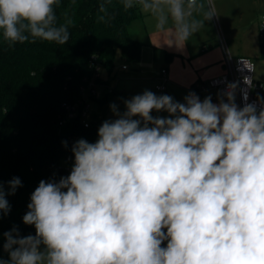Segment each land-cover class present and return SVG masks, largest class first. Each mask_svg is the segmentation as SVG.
Masks as SVG:
<instances>
[{
    "label": "clouds",
    "instance_id": "1",
    "mask_svg": "<svg viewBox=\"0 0 264 264\" xmlns=\"http://www.w3.org/2000/svg\"><path fill=\"white\" fill-rule=\"evenodd\" d=\"M121 2L149 14L177 50L218 17L213 0L206 10L198 0ZM58 3L0 0L3 40L66 44L73 22L65 14L57 23ZM243 83L253 86L248 76ZM236 88L229 83L219 103L145 90L124 101L123 113L110 105L117 118L102 123L96 142L74 143L70 174L32 192L23 223L35 235L21 237L15 226L3 233L9 259L0 264H264V107H238ZM8 186L0 182L4 215L21 180Z\"/></svg>",
    "mask_w": 264,
    "mask_h": 264
},
{
    "label": "trees",
    "instance_id": "2",
    "mask_svg": "<svg viewBox=\"0 0 264 264\" xmlns=\"http://www.w3.org/2000/svg\"><path fill=\"white\" fill-rule=\"evenodd\" d=\"M54 10L58 24L65 22V14L73 22L66 44L30 38L9 46L0 34V182L6 193L13 177L22 184L15 194L6 195L10 212L0 213V257L5 260L9 256L3 250V233L15 226L21 237L35 235V227L24 224L23 216L39 182H59L70 174L63 161L72 139L94 143L102 123L113 120L105 113L117 90L106 88L101 70L111 74L118 55L137 64L144 47L129 33L130 24L144 14L138 7L125 10L121 0H59ZM91 80L106 89L90 97L89 126L81 113L61 123L64 104L79 102L81 87Z\"/></svg>",
    "mask_w": 264,
    "mask_h": 264
},
{
    "label": "crops",
    "instance_id": "3",
    "mask_svg": "<svg viewBox=\"0 0 264 264\" xmlns=\"http://www.w3.org/2000/svg\"><path fill=\"white\" fill-rule=\"evenodd\" d=\"M198 2H204L206 10L207 0ZM213 3L218 17L205 21L204 26L189 38L183 50L165 44L169 43L167 35L159 33L151 26L149 17L144 19L143 30L139 27L140 23L135 24L140 18L134 20L129 26V33L133 38L142 41L144 47L137 69L124 75L140 80L138 84L146 82L147 77H150L152 81L157 82L155 83L157 91L162 93L168 90L166 95L172 96L177 102L183 103L184 97L190 92H194L203 101L204 96L199 92V88L225 70V59L228 56H248L253 59L259 39L258 19L264 14V0H213ZM197 18L203 19V13L197 14ZM148 57L153 58L152 62L147 60ZM124 64L127 68H123ZM124 64L122 69L129 70L128 64ZM163 68L167 69L166 80L161 77ZM255 78L264 81L263 77L255 75ZM137 83L131 85H138ZM160 83L165 86L162 91L157 89ZM106 88L112 89L108 81ZM106 88L100 85V93L102 94ZM212 102L219 103L218 96ZM236 104L238 106V103ZM151 114L154 117L169 115L165 111H155Z\"/></svg>",
    "mask_w": 264,
    "mask_h": 264
},
{
    "label": "built area",
    "instance_id": "4",
    "mask_svg": "<svg viewBox=\"0 0 264 264\" xmlns=\"http://www.w3.org/2000/svg\"><path fill=\"white\" fill-rule=\"evenodd\" d=\"M258 36L260 44V54L264 59V14H261L258 19ZM240 59L249 60L254 65V71L251 72L246 68H243V64ZM123 68H127L124 64ZM256 65L254 60L248 56L232 57L228 56L225 59V70L217 76H214L204 83L200 88L199 92L205 97L211 96L212 101L217 99L218 95H222L227 91V85L229 83H236L237 88L235 90V102L238 103L239 107H243L246 103L255 104L257 110L264 107V81L257 80L255 78ZM99 75V73H97ZM248 76L253 80V86L249 88L243 83V77ZM161 77L166 80L167 69L161 70ZM98 85L94 80L81 87L82 99L76 103H65V118L62 119L63 123L66 119L74 118L76 115L81 113L82 120L86 127L89 126V122L92 116V101L91 96L97 97L100 95ZM157 89L162 91L165 89L164 84L157 85ZM244 94H247V100L244 99ZM260 98V99H258ZM226 99V98H225ZM78 141L77 138H73L71 141V148L74 143ZM74 164V155L72 151L68 153L63 161L65 170L71 171Z\"/></svg>",
    "mask_w": 264,
    "mask_h": 264
},
{
    "label": "rangeland",
    "instance_id": "5",
    "mask_svg": "<svg viewBox=\"0 0 264 264\" xmlns=\"http://www.w3.org/2000/svg\"><path fill=\"white\" fill-rule=\"evenodd\" d=\"M144 18H138V21H135L136 25L137 23H140V26L138 24V26L143 30V28L145 27L144 24V19L145 17H149L150 21H151V26L155 27V20L147 13H144ZM140 31V30H139ZM147 60H150L152 62L153 58L152 57H148ZM253 60L255 62L256 65V77H263L264 78V59L261 58V54H260V50H259V39L258 42L256 44V54L253 56ZM127 63L129 66V70H123L122 69V64ZM138 67V64H134V63H129L127 61H125L121 55L117 56L116 59V63H115V67L112 71V73L110 74L109 72H107L106 70L102 69L101 70V76H103L109 83L110 88L115 89L117 91L114 92V95L111 96V102L109 104V107L106 110L105 113V117L107 119H116L117 117L113 114L110 105L115 104L117 106V110L120 113H123L126 109H125V104L124 101L131 99L133 96L138 95V94H143V92L145 90H149L151 92H153L154 94H156L157 96L160 95H165L168 93V90L160 93L159 91H157L155 89V81H152L150 77H147V81L143 82L142 84H138L140 83V80H134L133 78H130L128 76H125L124 73H133ZM161 70V69H160ZM151 72V70H150ZM161 81V80H160ZM134 82H138V85H131ZM163 84V83H160ZM159 84V85H160ZM100 88V87H99ZM119 93V94H117ZM155 112V111H153Z\"/></svg>",
    "mask_w": 264,
    "mask_h": 264
}]
</instances>
